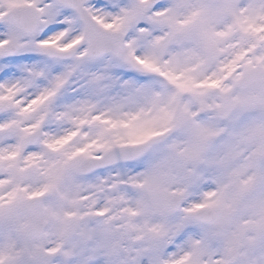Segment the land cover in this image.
Segmentation results:
<instances>
[{"label":"snow or ice","instance_id":"snow-or-ice-1","mask_svg":"<svg viewBox=\"0 0 264 264\" xmlns=\"http://www.w3.org/2000/svg\"><path fill=\"white\" fill-rule=\"evenodd\" d=\"M0 264H264V0H0Z\"/></svg>","mask_w":264,"mask_h":264}]
</instances>
